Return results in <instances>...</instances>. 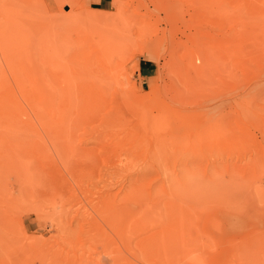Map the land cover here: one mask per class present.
<instances>
[{
    "label": "rangeland",
    "instance_id": "rangeland-1",
    "mask_svg": "<svg viewBox=\"0 0 264 264\" xmlns=\"http://www.w3.org/2000/svg\"><path fill=\"white\" fill-rule=\"evenodd\" d=\"M112 1L0 0V264H264V0Z\"/></svg>",
    "mask_w": 264,
    "mask_h": 264
},
{
    "label": "crops",
    "instance_id": "crops-1",
    "mask_svg": "<svg viewBox=\"0 0 264 264\" xmlns=\"http://www.w3.org/2000/svg\"><path fill=\"white\" fill-rule=\"evenodd\" d=\"M85 5L93 11L108 12L112 8V0H84ZM156 69L152 62L149 60H140L138 63L137 78L141 79L143 83H146L155 76Z\"/></svg>",
    "mask_w": 264,
    "mask_h": 264
},
{
    "label": "bare ground",
    "instance_id": "bare-ground-1",
    "mask_svg": "<svg viewBox=\"0 0 264 264\" xmlns=\"http://www.w3.org/2000/svg\"><path fill=\"white\" fill-rule=\"evenodd\" d=\"M109 38V37H108ZM106 76V75H105ZM109 77V76H108ZM106 79H107V76L105 77ZM104 78V79H105ZM103 79V80H104ZM92 86V85H91ZM92 89V88H91ZM91 91H93V90H91ZM85 92V91H84ZM84 92H83V94H84ZM86 93V92H85ZM94 94V93H93ZM92 94V95H93ZM86 95H91V93L90 94H85V96ZM95 95V94H94ZM93 95V96H94ZM93 96H91L92 98H94ZM83 97V96H82ZM90 96H89V98H91ZM85 98V97H84ZM95 99H96V97H95ZM94 100V99H93ZM89 100L87 99V102H88ZM95 101V100H94ZM97 102H98V100H96ZM207 102V101H206ZM96 112V111H95ZM96 115V114H95ZM93 116V115H92ZM94 117V116H93ZM75 181V180H74ZM140 181V180H139ZM130 183V182H129ZM135 183V181L133 182V184ZM79 185V184H78ZM135 185V184H134ZM136 185H138V184H136ZM57 186V185H56ZM77 186V185H76ZM75 186V187H76ZM50 187V186H49ZM52 187V186H51ZM54 187V186H53ZM57 187H59V186H57ZM55 188V187H54ZM60 188H61V186H60ZM77 188V187H76ZM75 189V188H74ZM73 189V191H76V189L74 190ZM79 189V188H78ZM138 189V188H137ZM79 191V190H78ZM106 191V190H105ZM142 192V191H141ZM75 192H72V194H74ZM139 193V192H138ZM128 194V193H127ZM141 194H143V193H141ZM131 195V194H130ZM147 196V195H146ZM148 196H150L149 194H148ZM126 197H127V195H126ZM129 197V196H128ZM127 197V198H128ZM126 198V199H127ZM137 198H138V196H137ZM147 198V197H146ZM150 198H151V196H150ZM108 199V198H107ZM112 200H106V202H105V205H102L101 203V205L103 206V208L105 209V207L106 206H109V208H112L113 206H116V204H117V202H116V199L113 197V198H111ZM143 199H145V198H143ZM137 200V199H136ZM135 200V201H136ZM146 200H148V202H149V200L150 199H145L144 201H146ZM153 201H154V199H152ZM108 201V202H107ZM143 201V202H144ZM120 202V201H119ZM147 202V203H148ZM150 202H151V200H150ZM154 203V202H153ZM149 205H151V204H149ZM111 206V207H110ZM114 208H116V207H114ZM100 210V209H99ZM141 210H143V207H142V209ZM102 212V211H101ZM141 212H143V211H140V212H138V214H140ZM97 213H98V211H97ZM100 213V212H99ZM145 213V212H144ZM142 215H143V213H142ZM100 216V215H99ZM138 216V215H137ZM169 219V218H168ZM95 221V220H94ZM162 227V226H161ZM161 229V228H160ZM165 237V236H164ZM164 240H165V238H164ZM167 240V239H166ZM161 241H163V240H161ZM160 241V239H158V236H152V237H149L147 240H144V241H142L141 242V245H143V247L142 248H145V247H147L148 249H150V251L148 252V251H146L145 253H146V257L148 258V255L150 254V253H152L153 251H156V253H157V251L159 250V248H157V247H160V245H161V242ZM166 244V243H165ZM163 246V245H162ZM168 246V245H167ZM173 246V245H172ZM166 247V246H165ZM169 247V246H168ZM152 248H153V251H151L152 250ZM161 248V247H160ZM169 249V248H168ZM165 253H167V252H165ZM66 254V253H65ZM69 254V253H68ZM78 255V254H77ZM80 255V254H79ZM149 257H150V255H149ZM107 258V257H106ZM146 258V259H147ZM101 259V258H100ZM117 259V258H116ZM95 261V260H94ZM86 263V262H85ZM112 263V262H111ZM68 264V263H67ZM100 264V263H99Z\"/></svg>",
    "mask_w": 264,
    "mask_h": 264
}]
</instances>
